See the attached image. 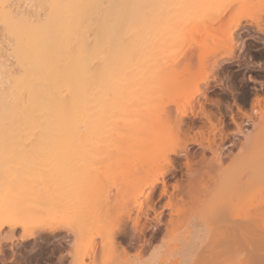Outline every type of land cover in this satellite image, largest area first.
Here are the masks:
<instances>
[{
	"label": "bare ground",
	"instance_id": "6f19581e",
	"mask_svg": "<svg viewBox=\"0 0 264 264\" xmlns=\"http://www.w3.org/2000/svg\"><path fill=\"white\" fill-rule=\"evenodd\" d=\"M9 1L0 0V19L6 30V37L9 38V42H12L11 53L13 58V62L10 63L5 54L3 57L1 56L3 60L0 62V254L3 251L4 243H9L10 248H13L16 243L24 244V247H27L26 243L37 239L43 234L46 236V238L44 237L45 241L62 236L63 243L72 248L66 251L67 258L74 256L77 259L76 255L80 254L81 251L78 250L80 249V244L77 241L82 237V224L85 222V220L79 219V213L88 210L90 207L92 210L94 207L90 204L88 205V203L85 204L87 202L86 199V202L82 204L83 195L78 193L79 190H76L79 189L78 184L80 183L69 186L70 188L68 186L61 187V190L59 187V192L57 193L61 194L62 199L64 195L66 196L63 202L59 201L61 198H58L61 196L57 193L56 195L58 196L52 195V188H48L50 186L49 183L46 187L51 194L48 191L49 194H47L49 196L43 198L45 186L43 188L42 185L46 184L49 177L56 180V183H61V180L66 182L68 170L64 173L65 169H62L64 172H61L59 166L65 165L72 157L82 155L85 151L94 153L97 150L101 151L108 148H111L112 151V148H114L123 153L126 149L134 148L135 145H145L149 148L157 147L158 153H162L164 157L166 155V158L167 156L169 157V154H179L177 153L179 150H175L176 148L174 149L173 145L171 147L167 143L165 145L160 143L168 134L173 133V130H180L184 124V118L188 114L181 110L177 121H174V123L163 122V125L153 126L152 124L156 120L154 107L152 106L153 109L150 111L154 115L152 114L151 116L148 111V113L146 112L147 104L148 106L154 105L150 103L154 101L151 100L152 98L150 99L153 95L152 93L154 92V95L158 91L160 93V90L168 86L165 84H170V82L172 87L167 88L176 89L181 83L178 80L184 79L187 82L192 81L195 87L194 89L189 87V89L184 90L185 92H182L179 98H185L184 95L186 96L192 91L199 94V86L209 81L208 74L199 73L195 79H192L191 77H186L185 74L179 76L178 72L180 67L181 69L183 66L188 68L194 60L192 56L195 58L193 51H190V53L186 51L188 52L187 58L183 56V61L182 58L180 60L185 48L197 47L195 46L197 43L195 42L196 36L193 38V33L202 32L203 26L204 31L207 32H205L206 36L216 35V39L210 40V42H215V45L222 39L230 42V46L227 49L229 55L216 58L213 65H211L215 68L222 59L233 57V51L237 45L233 33L242 25V22L258 20L261 16H264V0H239L241 2L236 0H42V2L37 0V2L35 0V2L30 1V4L27 3L28 7L31 5L30 7L33 6V8L26 6L29 10H24L22 8L24 4L18 5L19 7L16 5L18 8L14 9L15 12L12 6L13 3L11 4ZM39 1L41 3L38 7L35 3L37 2L38 4ZM31 2L34 4H31ZM235 7H237V10H234ZM30 9L31 12H29ZM32 9L35 10L33 11ZM222 10L223 13L221 12ZM237 11L239 13L237 16L235 14V17L234 13ZM244 11H246V15L242 13ZM240 12L243 15H239ZM214 18L216 21H213ZM221 18L226 19V21L219 30L220 32L216 31L215 33V25L218 19L221 20ZM205 19H208L211 23L205 21L208 25L207 23L202 24V20ZM196 23H201L202 26ZM194 24H196V27ZM211 25L213 26L210 28L213 30L209 28ZM190 33L192 34L191 36ZM192 40L195 45H192ZM215 48L216 46L212 48V54L217 53L218 48ZM8 62L12 65L10 69L7 68ZM169 76L171 77L170 82H168L169 80L166 81V79H170ZM173 83L177 84L174 85ZM153 85L160 87V90L157 87L156 90L158 91L155 88L153 90ZM146 88L149 89L146 92L149 93L150 97L148 95V100L150 99L151 101L145 100L144 102L143 100L147 98ZM144 94H146V98ZM190 95L193 98L194 95ZM192 98L190 97V99ZM255 103V105L260 107L261 99L258 97ZM164 105L160 106L162 113H166L169 110L166 113L169 114L171 111L166 107L168 104ZM255 105L252 109L254 114L264 118V110L261 107L255 108ZM163 106L167 108L166 112ZM198 116L200 117V115ZM201 116L210 124L212 123L210 113L204 110ZM234 120L233 122L236 124ZM252 122L249 121L245 125H254L255 123ZM147 129L151 131H147ZM241 131L244 134H241V138L246 136V133H249V129L247 131L245 126ZM223 139L225 138L223 137ZM244 139L246 140L247 137ZM239 147L241 149V146ZM115 150L113 151L115 152ZM219 156L221 157V155ZM250 158L252 157L248 159L251 160ZM259 160V163L255 160L256 163L264 168L263 159ZM259 165H257L258 167L254 166L255 169L258 168L257 172L255 171L258 176L259 172H262L261 169L259 171ZM54 168L59 169L60 172L58 170L56 172L53 170ZM254 168L251 166V169ZM250 170H246L245 173ZM251 171L248 174L252 173ZM241 175L244 178L243 174ZM261 175H264V173ZM158 176L148 183V188L162 181L159 180ZM254 177L255 180L258 179H256V175ZM73 182L76 183V180ZM164 182L162 181L163 184ZM59 183L57 184L59 185ZM61 184L64 185V182ZM255 185L253 187L257 190L254 189V191L259 192L264 189V187L262 189V183L260 185L258 183L260 188L257 184ZM247 187L249 186L247 185ZM252 188L248 190L253 191ZM242 191L239 193L242 194ZM243 194L240 195L242 198L239 195H235L237 201L239 199L243 200L245 197L246 202L243 201V205H245L244 202L247 203L249 199H252L254 194L255 199H257L256 195H258V193H253V196L251 195L252 197L248 198L250 194L248 195L247 193V195L245 194L248 196L246 198ZM15 195H20V203L16 204L13 202ZM261 198L264 200V195H261ZM258 199L260 200V195ZM236 200L233 199L231 203ZM240 200L235 203L240 204ZM263 200H257L256 204L264 203ZM250 201L248 202L250 204L255 202ZM248 203L246 205L248 215L244 214L246 216L251 214H249V209L253 211L258 209L254 210V207L252 209V204L250 206ZM260 205V212L258 211V213L262 215L264 214L262 213L264 212L262 211L264 210V204L262 208ZM87 206L89 207L86 209L85 207ZM243 208L241 213L245 212L243 211L245 208ZM54 211L55 213H62L64 219L61 222L57 220L58 222L56 223L48 224L46 222L47 217L51 212L54 214ZM48 212L50 214L47 215ZM236 213L239 212L237 211ZM255 213L258 215L257 212ZM226 214H228V211H226ZM235 215L237 216V214ZM240 215L243 216V214ZM262 216L264 217V215ZM131 217L129 216V219ZM134 217V219L130 220L132 221L131 224L133 223L131 225L133 228L140 224L138 215ZM157 218H155L156 222L161 223L158 216ZM255 218L259 219L260 217L256 216ZM49 219L52 220V217ZM250 220H245L248 223L247 228ZM259 220H254V228L255 222L258 225L264 222V218ZM261 220L263 221L261 222ZM120 222L119 220L118 223ZM237 224L234 225L237 226ZM141 226L140 229L144 227ZM257 227L254 229L255 231L258 230ZM156 228L154 229L156 230ZM242 228H245V226L241 227V233ZM260 228H263L262 231L264 230V227L260 226ZM143 229L145 230L146 228ZM226 229L224 235L226 232V235L229 233L236 237L239 232L237 228H231V231L233 232L234 230L236 234L231 231L228 232L229 227ZM248 230H246L247 233L243 230L246 238L249 233ZM254 230H250L251 235H255ZM260 235L258 238L263 240H260L261 242H264V236L261 235V237ZM71 236L75 237L76 241L71 239ZM228 237L230 238L231 235ZM250 239H248V242H250ZM242 246L244 247L243 244ZM238 248L237 251L233 248V253L229 251L230 256L228 257H231L229 258L230 261L232 259L237 261L238 257L231 255L234 254L235 256L238 250L240 251V247ZM245 251L244 253L247 252ZM153 252L151 258L144 259V264H160L157 250ZM244 253L242 255L245 257ZM240 258L238 259L240 260ZM225 259L224 261H226ZM243 259L241 260L243 261ZM244 260H247L246 257ZM262 260L264 261V258ZM80 261L77 259L75 264H79ZM210 261L211 258L205 264H209ZM220 261L223 264L230 263L223 262V259H220ZM247 261L246 263L249 264V260ZM199 262L200 260L197 259L194 264ZM211 262L212 264L214 262L215 264L220 263L217 258H214V261L212 260ZM238 262L234 263L237 264Z\"/></svg>",
	"mask_w": 264,
	"mask_h": 264
},
{
	"label": "rangeland",
	"instance_id": "374dc122",
	"mask_svg": "<svg viewBox=\"0 0 264 264\" xmlns=\"http://www.w3.org/2000/svg\"><path fill=\"white\" fill-rule=\"evenodd\" d=\"M30 1L35 2V0H10L9 2L11 4L13 3V10H16L18 5L20 6L23 4L22 8L25 10L28 7L27 3L30 4ZM40 1L42 2V0ZM40 1L38 4V1L35 3L38 7L41 3ZM32 2L31 4H34ZM30 6L28 8H33V6ZM237 7H235L234 10ZM29 12H31V9ZM221 12L223 13V10ZM238 13V11L234 13V16L235 14L237 16ZM242 13L246 15V11ZM242 13L240 12L239 15H243ZM214 20L215 18L213 21ZM205 21H208V19L202 20L201 23L206 24L207 22ZM225 21L226 19H218V22L215 25V33L222 28ZM208 22L211 23L210 21ZM201 23L196 24L202 26ZM196 24H194L195 27ZM212 26L213 25L209 26V28H212ZM202 29L204 31L203 26ZM203 31L198 33L191 32L194 35L192 36L193 38H195V36L196 38L198 37L197 39L195 38V42H197L196 45L192 40V45L194 44L197 47L192 46L193 49L191 47V50L185 48L181 54L180 60L182 58L183 61V56L187 58L186 55H188V52L190 53V51L194 52L195 58L192 56V59L194 60L190 63L188 68H184L183 66L182 69L180 67V70L178 71L180 74L179 76L185 74L186 77H191L192 79H195L199 73H207L209 81L204 82L199 86L200 93L197 94V92H193L192 89H194L195 84H193L192 81H188V83L184 79H180L181 81L178 80V82L181 83L176 89L173 88L171 90L167 88L172 87L170 82L173 75L172 73L171 77L169 76L170 79H166V81L169 80L168 82H170V84H165L168 86H164V89L160 90V87L158 88L153 85V90L154 88L156 90L157 87V89L161 91L160 93H158V90H156L158 91V94L156 93L157 95H154V92L152 95L150 92L152 95V97H150L149 93L146 92L147 90L149 91V86V89L146 88L145 90L147 98L146 94H144L146 99H142L144 102L145 100L147 101L149 95L150 99L152 98L151 100H154L150 102L154 105H146V108L148 109H146V112L148 111L149 113H147L152 116L153 113L151 114L150 111L154 107L156 120H154L152 125L156 127L163 122L170 124L169 122L174 123V121H177L181 110L187 112L188 116L184 118V124L180 130H173V133L168 134L160 143H164V145L167 143L171 147L174 146V149L176 148L175 150H179L177 152L179 154H169V157L167 156L166 158V155L164 157L162 153H158L156 150L157 147L149 148L145 145H135L136 147L134 146V148L131 147L132 149H126L123 153L114 148H112V151L111 148H108L105 150L102 149L103 151L97 150L94 153H87L85 151L82 155L75 156L74 158L72 157V159L67 161L65 165L59 166L61 172H64L62 169H65L64 173H66L67 170L70 171H67L66 176L68 175L69 177L67 176V179H65L66 182L61 180V183L64 182V185L57 182L59 183L58 185L55 182L56 180L50 177L48 181L46 180L47 182L45 181L46 184L44 183L42 185L43 188L45 186V193L43 194L44 198L49 196L48 194L50 190L48 188H52V195H56V193L59 192V187L61 190V187L74 186L80 183L78 184L79 189L76 190H79L78 193L83 195L82 198L84 199H82V204L87 201L85 204L88 203V205L90 204L94 207L91 210V207L88 208L89 206H87L85 208H88V210L79 213V219L85 220L82 224V237L77 241V243L80 244V249L78 250H81L80 254L82 253L81 255H76L77 259L79 261L81 260V263L79 262V264H144L143 261L146 259V257H144L145 254L148 250H152L156 245H160L162 248L161 261H163V264H182L181 257L174 254V251L180 250L182 252H189L191 245L201 241L202 238V242L196 246L193 254L190 256V259L192 260L186 264H194L197 259L200 260L198 264H205L210 258L211 261H214V258H217V260L219 259V264L222 263L220 259H223V262L225 263L230 262L229 264H235L234 262L238 261L240 264H248L246 263L248 262L247 260H249L251 264H264V261L262 260L264 258V256H262L264 254V242H261L263 240L258 238L260 234L264 236V230L262 231L263 228H260V226L264 227V222H262L263 220H261L262 223L259 222V219L264 218L262 216L264 214L259 215L258 213L260 210L259 204H261L260 207L262 208L264 203L260 202L256 204L258 201L263 200V196L261 198V195H264V175H261L264 173V168L262 165L260 166L256 163V161L258 163L260 162L259 159H263L262 161H264V149H259L262 147L264 148V118L254 114L252 110L258 97L261 99L260 107L264 110V16H261L258 20L242 22V25L233 33L234 40L237 44L233 51V57L222 59L215 68L211 65H213L216 58H222L229 55L227 49L230 46V42L222 39L215 45V42H210V40L213 41V39H216V35L206 36V31ZM191 33L190 36L192 35ZM6 36V30L0 19V62L3 60L2 57L6 54V58L10 60L11 63L13 62L11 53L12 42H9L10 40ZM199 39L203 40L200 41ZM214 45L216 46L215 49L218 48V51L217 53L212 54V48L215 47ZM255 50L257 52H255ZM254 53L259 54L260 57L252 58ZM11 66L12 65L9 64L7 68L10 69ZM227 75L230 76L227 77ZM173 84L176 85L177 83ZM189 87L192 88H190L192 91L190 94L194 95L193 98L190 94H187L186 96L184 95L185 98L189 97L188 99L191 97L192 99L190 100L187 98H179V96H181L180 94L185 92L184 90L189 89ZM150 99L148 101H151ZM228 101H230L231 104H228ZM163 104H168L166 107L171 111L169 114H166L169 110L167 111V108L164 107L165 105L163 108L165 109V112H167L162 113L160 106ZM257 106L258 105H255V108H260ZM204 110L211 114V124L201 116L202 111ZM198 115H200V117ZM249 121H253L252 123L255 124H249L246 126L245 123ZM239 125L242 128L245 126L247 131L249 129V133H246V136H243L242 138V128ZM147 131L151 130L147 129ZM223 137L225 139H223ZM245 137H247V142H245ZM239 146H241V149ZM113 150H115V152ZM255 150L257 154H259L258 156ZM219 155H221V157ZM80 156H83L84 158H80ZM249 157H252L254 161H256L254 162L252 158H250L252 161L249 160ZM257 165L260 166L259 171L260 169L262 171H258L259 176L257 175L258 173L255 174V171L257 172L258 168L255 169L254 166L256 167ZM67 166H69L68 169H66ZM251 166L254 169H251ZM57 168H54L53 170L56 172L58 170V172H60ZM246 170H250L252 172L250 174L252 175L248 174L250 171L245 173ZM241 174H243L244 178H242ZM255 175L256 179L258 178L259 180L254 179ZM157 176L159 177V180L165 181L164 184L162 181H159L151 188H148V183L154 180ZM75 180L76 183L73 182ZM78 180L79 182H77ZM248 180L250 182L253 181L257 186L262 183L261 186L263 193L261 194L262 191L259 189L260 186L258 188V190H260L259 192L254 191V189H256L253 187L255 184L253 182L250 183ZM48 183L51 187L49 186L47 188L46 186ZM246 183H248L247 185L249 187H247ZM245 186L247 187V190H251L252 188L254 192L248 190L249 193ZM240 191L243 193L245 192L246 195L247 193L248 195L250 194L248 197L241 192L246 198H250L251 195L253 196V193H258V195H256L257 199H255V194L253 196L254 199H249V201L251 200L250 202L255 201L251 203L252 206L248 203L249 201L247 199V203L250 204L252 209L253 207L254 210L258 208L256 211L249 209V214L251 213L254 218L251 217V214L250 216L244 215H248L245 197L243 200H240L238 197L241 202L240 204H237L239 200H236L237 198H235V195H242L239 193ZM58 195L61 196L60 193ZM259 195L260 200L258 199ZM19 196L15 195L17 198L15 199L14 197L13 199V202L16 204L20 203ZM65 197L66 196L64 195L63 199L62 196L58 199L61 198L59 201L63 202ZM230 197L234 198L231 199ZM240 198L242 197L240 196ZM233 199L236 200L237 203H235L236 201L231 203ZM243 201H245V205H243ZM242 208L244 209L243 211H245L243 213H241ZM89 210H91V212H89ZM226 211L230 214H226ZM237 211L239 213H236ZM255 212H257L258 215H256ZM232 213L234 215L237 214L239 218L237 219V216H234ZM48 214L50 213L48 212L47 215ZM239 214H243V216H239ZM135 215H138L140 218V224H138V226L144 224V227H141L146 228L145 230L143 228L140 229V226H136L135 228L131 226L133 223L131 224L132 221L130 220L134 219ZM156 215L159 217L161 223L156 222ZM255 215L260 218H255ZM129 216H132L131 219H129ZM50 217H52V220L49 219ZM55 217L58 218L55 219ZM230 217L235 219L232 220ZM242 217L243 219H241ZM47 218L46 222L48 224L52 222L56 223L58 221L61 222V220L64 219V215L62 213H55L54 211V214L51 212ZM255 219L259 220L258 222L261 224L258 225L257 222H255V228L258 226L257 229L259 231L257 229V231L254 230ZM119 220L121 221L120 223H118ZM245 220H250L251 222L248 221V228V223ZM226 223L229 227L228 232L237 228L239 234H236L233 230L237 235L236 237H233L232 234L229 233L226 235V232L224 235L225 229L228 228ZM234 224H237V226ZM145 225L147 226L145 227ZM229 225L232 226V229ZM244 226L246 229H242L245 233H247L246 230L249 229V233L247 234L248 239L254 235L250 234V230H254V237H256H252L251 239H254H250V242H248L243 230L241 233L240 229ZM119 228L123 231H120ZM154 228H156V230ZM203 229L205 231L204 236H202ZM230 235L231 237L229 238L228 236ZM44 237L46 238V236L42 234L37 237V239L26 243V248L24 247V244L18 243H16L13 248H10L9 243H4L3 254H0V264H53V254H60V262L56 264H64L65 260H67V264H75L77 259L74 256L67 258L68 255L66 251H69L72 248L66 243H63L64 240L62 236V238L59 236L55 239L47 240L48 242L45 241ZM70 238L76 241L75 237L71 236ZM128 246H134L135 251L133 255L128 252ZM236 246L237 248H235ZM238 247H240V251L238 250L235 256L234 254L231 256L240 258L246 250L247 252L245 251L246 253L244 254L247 260H244L245 257L243 256L240 258V260L244 258L243 261L241 260L242 262L238 258L236 259L237 261H233V259L230 261L229 258L231 257H228L230 256L229 253L231 251L233 253L234 249L237 251V249H239ZM224 258H226V261H224Z\"/></svg>",
	"mask_w": 264,
	"mask_h": 264
},
{
	"label": "crops",
	"instance_id": "0c3cea01",
	"mask_svg": "<svg viewBox=\"0 0 264 264\" xmlns=\"http://www.w3.org/2000/svg\"><path fill=\"white\" fill-rule=\"evenodd\" d=\"M204 233H205V231L203 229V235L202 236H204ZM202 240H203V238H202ZM202 240L196 242L193 245H191V248H190L189 252H182L180 250H175L174 251V254L179 255L181 257V263L182 264H186L187 262H189L190 260H192V259H190V256H191V254H193L194 249L196 248V246H198L200 244V242H202ZM152 250L153 251L157 250V256L159 258V263L160 264H163V261H161V256H162V248H161V246L160 245H156ZM152 250H148V252L145 254L144 257L151 258L153 256V253H154ZM134 251H135L134 250V246L133 247H129L128 246V252L130 254L133 255L134 254ZM52 257H53V260H52L53 264H56V263L60 262V254H53ZM64 264H67V260H65V263Z\"/></svg>",
	"mask_w": 264,
	"mask_h": 264
},
{
	"label": "flooded vegetation",
	"instance_id": "af4514ba",
	"mask_svg": "<svg viewBox=\"0 0 264 264\" xmlns=\"http://www.w3.org/2000/svg\"><path fill=\"white\" fill-rule=\"evenodd\" d=\"M255 52H257V51L255 50ZM258 57H260L259 54L254 53V54L252 55V58H258ZM229 76H230V75H227V77H229ZM228 104H231V102L228 101Z\"/></svg>",
	"mask_w": 264,
	"mask_h": 264
}]
</instances>
